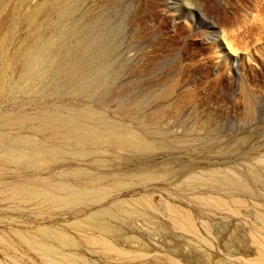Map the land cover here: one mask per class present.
<instances>
[{
    "label": "rangeland",
    "instance_id": "obj_1",
    "mask_svg": "<svg viewBox=\"0 0 264 264\" xmlns=\"http://www.w3.org/2000/svg\"><path fill=\"white\" fill-rule=\"evenodd\" d=\"M44 1L0 2V64L28 53L9 68L0 93V188L28 178L75 188L90 172L109 190L76 205L0 194V264H46L19 240L22 233L39 241L45 229L65 233L71 243H49L88 264H264L256 245L264 244V0H71L64 15L27 22ZM42 112L96 128L105 122L116 137L145 147L91 153L28 127H2L6 118ZM42 145L51 151L36 150ZM210 171L238 176L246 187L211 184L203 180ZM119 201L143 213L125 214ZM169 202L189 213L194 232L175 225L174 218L184 221ZM99 213L113 228L105 236L130 256H108L84 239L101 234L91 225H99L91 220Z\"/></svg>",
    "mask_w": 264,
    "mask_h": 264
},
{
    "label": "bare ground",
    "instance_id": "obj_2",
    "mask_svg": "<svg viewBox=\"0 0 264 264\" xmlns=\"http://www.w3.org/2000/svg\"><path fill=\"white\" fill-rule=\"evenodd\" d=\"M3 0H0V2H2ZM20 2V1H18ZM25 2V1H24ZM71 2V0H45L44 3L40 6H38L37 8H35L34 12L31 15H27L26 16V21L29 22L30 24H36V22L38 21L39 17L42 15H48V14H62L64 15L67 11L68 5ZM5 3V2H4ZM19 4V3H18ZM4 6V4H3ZM7 6V5H6ZM19 7V6H18ZM24 7H25V3H24ZM35 7V6H34ZM14 8V6H13ZM73 8V7H72ZM74 9V8H73ZM10 10V9H9ZM72 10V9H71ZM6 12V11H5ZM25 13V12H24ZM30 13V12H29ZM69 13V12H68ZM13 14V13H12ZM53 14V15H54ZM23 15V14H22ZM67 15V14H66ZM2 16V15H1ZM11 16V15H10ZM59 16V15H58ZM19 17H21V13L17 12L15 15L16 19H20ZM57 17V16H56ZM24 18V17H23ZM45 18V17H44ZM68 18V17H67ZM42 19V18H41ZM58 19V18H57ZM66 19V18H65ZM69 19V18H68ZM67 19V20H68ZM6 18L3 19V22H6ZM45 20V19H44ZM47 20V19H46ZM52 20V19H51ZM63 21V20H62ZM47 22V21H46ZM44 22V23H46ZM53 22V21H52ZM22 23V22H21ZM39 23V22H38ZM41 23L43 29H46L47 27H50V24L46 23ZM63 22H61L62 24ZM2 25V24H1ZM6 25V24H5ZM4 25V26H5ZM28 25V24H27ZM56 25V24H55ZM3 26V25H2ZM9 26V25H8ZM7 26V27H8ZM38 26V25H37ZM52 26V25H51ZM34 27V26H33ZM30 29V28H29ZM33 29V28H32ZM39 29V27H38ZM52 29V28H51ZM49 29V31L51 30ZM54 29V28H53ZM59 29V27H58ZM3 30V29H2ZM1 30V32H2ZM54 30H52L53 32ZM30 32V31H29ZM36 32V31H35ZM42 32V31H40ZM39 32V33H40ZM55 32V31H54ZM58 32V31H57ZM4 33V32H3ZM46 33V32H45ZM34 34V33H33ZM38 34V33H37ZM41 34V33H40ZM50 34V32H49ZM58 34V33H57ZM1 35V34H0ZM13 35V34H11ZM65 35V34H64ZM4 36V35H3ZM29 36V35H28ZM33 36V35H32ZM39 36V34H38ZM42 35H40L39 37H41ZM35 37V36H34ZM31 38V37H30ZM66 38V37H65ZM4 39V38H3ZM64 40V39H63ZM10 40H8L9 43ZM49 41V40H48ZM30 42V41H29ZM50 42V41H49ZM220 42V39H219ZM13 44V43H12ZM63 44V43H62ZM27 46V45H26ZM40 46V45H39ZM38 46V47H39ZM50 46V45H49ZM1 48V47H0ZM26 48V47H25ZM59 48V47H58ZM22 49V47H21ZM20 49V51H21ZM27 52V51H26ZM26 52H18L16 53V55L14 56H8L1 64H0V93L5 90V88L7 87L9 81H10V75H9V68L12 67L18 60V58L22 57L21 55L25 56L28 53ZM8 53V52H7ZM15 53V52H14ZM36 53V52H35ZM53 54V53H52ZM32 55V54H31ZM235 55V54H234ZM29 56V55H28ZM35 57V56H34ZM234 57H237L236 55ZM4 59V58H2ZM26 61V60H25ZM99 61V60H98ZM102 61V60H100ZM19 62V60H18ZM29 62H31L29 60ZM98 63V62H97ZM102 62H100L101 64ZM28 64V63H27ZM104 64V63H103ZM16 65V64H15ZM96 64L90 67L94 68ZM23 66V65H22ZM27 66V65H26ZM25 66V67H26ZM36 66V65H34ZM16 67V66H15ZM19 67V66H18ZM98 67V66H97ZM104 67V66H103ZM14 68V67H13ZM27 68V67H26ZM26 70V69H25ZM30 70V69H29ZM101 71V70H100ZM34 73V71H33ZM32 74V73H31ZM90 84V83H89ZM87 89V88H86ZM4 92V91H3ZM51 110V109H50ZM33 113V112H32ZM67 113V112H65ZM5 115V114H4ZM71 115V114H70ZM83 117V116H82ZM98 117V116H97ZM77 118V117H76ZM82 119V118H81ZM2 123V127L5 128H20V129H24L26 127L30 128L31 131L39 133V135L41 134L44 137H51V138H59L61 139L62 142H71L72 145L74 146H79L81 144H86L89 148V150L91 151V153L97 152L98 149H101L100 147L102 146H111V147H115V148H122V147H126L129 148L130 151L131 150H135V151H139L141 149H144L145 147V143L144 142H132L129 140H126L124 138H119L116 137L114 135V132H111V127L109 124L102 122V121H97V124L99 127H94L91 126L88 123L82 122L80 120H76V119H71V118H67V117H63L58 113H49V112H42L39 113L37 115H28V114H19L16 115L15 117H10V118H6L4 120L1 121ZM93 124V123H92ZM94 125V124H93ZM38 137V136H37ZM41 137V136H40ZM49 143V142H47ZM60 143V142H59ZM52 144V143H51ZM54 144V143H53ZM69 144V143H68ZM15 145V144H14ZM20 148V147H19ZM25 148V147H23ZM82 148V147H81ZM35 149V148H34ZM84 149V148H83ZM128 149V150H129ZM6 150V147L3 146V144L0 143V151H4ZM36 150H40L43 152H50L51 150H49V146L47 145H42L40 147H38ZM78 150V149H77ZM81 150V149H79ZM113 150V149H112ZM21 151V149H20ZM129 151V152H130ZM22 152V151H21ZM53 152V151H52ZM99 152V151H98ZM34 153V152H33ZM55 153V152H54ZM100 153V152H99ZM24 156V155H23ZM26 156V155H25ZM126 156V155H125ZM46 157V156H45ZM3 158V157H2ZM15 158V157H14ZM4 159V158H3ZM5 159L7 160V158L5 157ZM28 159V158H27ZM33 159V158H32ZM23 160V159H22ZM30 160V159H29ZM105 160H101L100 163H103ZM33 163V162H32ZM99 162L97 164H100ZM6 166V165H5ZM4 166V167H5ZM9 167V166H8ZM24 167V166H23ZM45 167V166H44ZM7 170V169H6ZM5 171V170H4ZM2 172V171H1ZM34 172V171H33ZM32 172V173H33ZM211 172V171H210ZM53 173V172H50ZM77 173H80L79 176H83L82 174H84V172L78 171ZM3 174V173H2ZM211 174V177H209L208 179L205 178L203 180H211L212 183L214 185H218V186H223V185H227V186H233L236 188H245L246 184L242 179L237 178L236 176H231L228 175V173L223 172V171H214L209 173ZM38 175V174H37ZM49 175V174H48ZM120 175V174H119ZM142 175V174H141ZM194 175V174H193ZM202 175V174H200ZM204 175V174H203ZM41 176V175H40ZM52 176V175H51ZM62 176V175H61ZM77 176V175H76ZM147 176V175H146ZM64 177V176H63ZM4 178H6L4 176ZM192 179L194 178L191 177ZM3 179V177H2ZM83 179H85V181L82 183L83 185H79L78 187L73 188L71 185H67V183L64 182H57V183H53L50 184L49 186H45V187H41L40 184H35L33 182H31V180L28 178L27 180H25L23 183H12L9 185H5L3 186L2 190L0 188V190L2 191V193L0 192V194L2 196H5L7 198V201L10 199H14V200H19L23 203L24 201H28V203L31 201H43L45 202H58L61 203L62 205H76V204H80V203H88L90 201H99L101 199L102 195H105L109 189H107L108 187H98V184H95V178L94 176H92L89 173H85V175L83 176ZM197 179V178H196ZM4 180V179H3ZM7 180V179H5ZM60 180V179H59ZM71 180V179H70ZM80 180V179H79ZM97 180V179H96ZM104 180V179H102ZM189 180V179H188ZM198 180V179H197ZM16 181V180H15ZM39 181V180H38ZM67 181V180H66ZM43 184V182H41ZM45 183V182H44ZM114 183L121 185V181L120 180H116ZM190 183V182H189ZM193 184V183H192ZM197 184V183H196ZM103 186V185H102ZM236 192V191H235ZM113 193V192H112ZM0 195V196H1ZM200 196V195H199ZM219 197V196H218ZM3 198V197H2ZM149 198V197H148ZM201 198V197H200ZM203 198V197H202ZM147 199V198H146ZM198 199V198H197ZM237 199V197H236ZM2 200V199H1ZM0 200V201H1ZM213 200V199H212ZM211 200V201H212ZM239 201L241 199H238ZM5 201V200H4ZM145 201V200H144ZM3 202V201H1ZM13 202V201H12ZM20 202V203H21ZM42 202V203H43ZM146 202V201H145ZM207 202V201H206ZM220 202V201H219ZM226 202V201H225ZM10 203V202H9ZM27 203V202H26ZM40 203V202H39ZM54 203V202H53ZM137 203V202H136ZM221 203H223V201L221 200ZM34 204V203H33ZM45 204H49V203H45ZM51 204V203H50ZM115 207L117 209L122 208L123 213L128 214V215H138L143 213L142 211H140L137 207L135 206H131L129 207L127 203L119 201V202H115ZM149 204V203H148ZM168 211L171 213V215L173 216H179L182 218V220L184 221V223L179 222L177 220V218H174V222L176 223L175 225L178 224V227H181V229H186L190 231V232H194L195 231V223L193 222L191 216L185 213H182L180 211L179 208H177L175 205L170 204V202L168 203ZM237 204H239V202H237ZM56 205V204H55ZM86 205V204H85ZM90 205V204H89ZM136 205V204H134ZM37 207H39L38 205H36ZM42 206H45L42 204ZM137 206V205H136ZM14 207V206H13ZM21 207V206H20ZM19 207V208H20ZM41 207V206H40ZM47 207V206H45ZM150 208H153L151 206H149ZM179 207V206H178ZM224 208V207H223ZM184 211V210H183ZM106 214H111V210H106L105 211ZM170 215V216H171ZM100 216L101 213L94 215L93 217H91L93 223L95 222L96 224H99L98 226H95L93 224L92 227L93 228H98L99 230H101V234H94L91 233L92 235H87L86 238H84L87 243H90L91 246H95L98 245L101 247V249L103 251H105L106 253H109L110 255L108 256H112L113 254H117L120 256L126 255L129 253L126 250L121 249L120 247H118L117 245H115L110 239H108L105 236V233H108L110 231L113 230V228L111 227V225L106 224V223H102V221H100ZM131 218V216H130ZM173 218V217H171ZM263 223V222H262ZM81 226H83L82 223H80ZM81 229V228H79ZM264 230V229H263ZM87 233V232H86ZM18 234V233H16ZM36 234V233H35ZM39 234V233H38ZM82 234V233H81ZM188 234H190L188 232ZM192 234V233H191ZM41 235H42V239L39 241H34L32 238L28 237V235H24L22 233H20V239L24 240L25 242H27L32 248L38 249V251H41V256L44 260V262L46 264H88V261L82 257L79 256H74L70 255L69 253H64V252H60V250L57 249V247L55 248V246L51 243H49V238H54L57 239L59 242H61L62 244H69L71 243V240L69 239V237L60 231H56L54 230H49V229H45L41 231ZM85 234H83L84 236ZM114 235V234H113ZM112 235V236H113ZM18 236V235H17ZM260 236V235H259ZM3 237V236H1ZM35 238V237H34ZM263 238V237H262ZM3 239V238H2ZM1 239V240H2ZM256 239V238H255ZM264 239V238H263ZM3 241H5L3 239ZM255 241V240H254ZM257 241V240H256ZM54 242V241H53ZM7 243V242H6ZM58 243V242H57ZM24 244V243H23ZM59 244V243H58ZM261 245L263 248L261 249L260 253H259V258L260 260L264 261V244L260 243V242H256V245ZM28 245V246H29ZM259 245V247H260ZM96 247V246H95ZM138 253V252H136ZM140 253V252H139ZM112 254V255H111ZM142 254V253H140ZM138 254V255H140ZM132 255V254H131ZM135 255V254H134ZM127 256V255H126ZM130 256V255H129ZM119 257V256H118ZM121 258V257H120ZM134 260V258H133ZM257 262V261H256ZM255 262V263H256ZM262 262V261H261ZM264 263V262H263ZM20 264V263H19Z\"/></svg>",
    "mask_w": 264,
    "mask_h": 264
},
{
    "label": "water",
    "instance_id": "obj_3",
    "mask_svg": "<svg viewBox=\"0 0 264 264\" xmlns=\"http://www.w3.org/2000/svg\"><path fill=\"white\" fill-rule=\"evenodd\" d=\"M219 46L222 49V52H224V54L227 55L228 53L226 52V48L224 47V44H222V42H219ZM229 58H230V63L233 67V71L237 74L238 73V71H237L238 57L229 56Z\"/></svg>",
    "mask_w": 264,
    "mask_h": 264
}]
</instances>
